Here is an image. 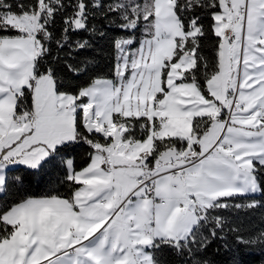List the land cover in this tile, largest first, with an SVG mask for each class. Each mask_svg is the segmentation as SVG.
I'll list each match as a JSON object with an SVG mask.
<instances>
[{
    "label": "snow or ice",
    "instance_id": "snow-or-ice-1",
    "mask_svg": "<svg viewBox=\"0 0 264 264\" xmlns=\"http://www.w3.org/2000/svg\"><path fill=\"white\" fill-rule=\"evenodd\" d=\"M245 257L264 264V0H0V264Z\"/></svg>",
    "mask_w": 264,
    "mask_h": 264
},
{
    "label": "trees",
    "instance_id": "trees-1",
    "mask_svg": "<svg viewBox=\"0 0 264 264\" xmlns=\"http://www.w3.org/2000/svg\"><path fill=\"white\" fill-rule=\"evenodd\" d=\"M86 55L92 56V55H99L102 57L100 59V68L102 70H107V67L110 65V51L108 47V43L105 40H100L97 43L95 52L87 53ZM27 190L29 194L33 195H41L44 192L47 191L46 185L39 182L38 179H33V181L27 185ZM241 220L244 221V223L248 224L249 226H258L260 225L261 217L259 214H253L251 217H240ZM209 258H216L213 256V252L210 250L208 253ZM245 264H253L255 257H245Z\"/></svg>",
    "mask_w": 264,
    "mask_h": 264
}]
</instances>
